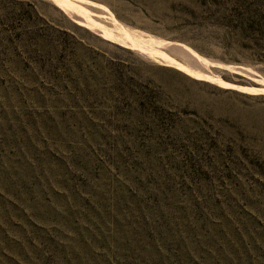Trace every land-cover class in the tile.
Instances as JSON below:
<instances>
[{"label": "rangeland", "instance_id": "374dc122", "mask_svg": "<svg viewBox=\"0 0 264 264\" xmlns=\"http://www.w3.org/2000/svg\"><path fill=\"white\" fill-rule=\"evenodd\" d=\"M86 1L0 56V264H264V0Z\"/></svg>", "mask_w": 264, "mask_h": 264}, {"label": "trees", "instance_id": "16d2710c", "mask_svg": "<svg viewBox=\"0 0 264 264\" xmlns=\"http://www.w3.org/2000/svg\"><path fill=\"white\" fill-rule=\"evenodd\" d=\"M38 2L0 0V56L11 54L15 46L34 44L38 48L36 51L46 55L49 61L65 58L67 47L60 40L66 33L40 17ZM148 102H142V107Z\"/></svg>", "mask_w": 264, "mask_h": 264}, {"label": "bare ground", "instance_id": "6f19581e", "mask_svg": "<svg viewBox=\"0 0 264 264\" xmlns=\"http://www.w3.org/2000/svg\"><path fill=\"white\" fill-rule=\"evenodd\" d=\"M79 1H81V2H83V3H86V5H88V3H90V2H88V1H86V0H79ZM62 2H63V4H64V8H66L67 10H68V12H70V13H73L74 11L75 12H77L78 14H81L82 15V17H84V18H86L89 22H87L86 21V23L88 24V25H90V26H92V27H101L102 29H103V33H105V35L106 34H108L107 33V31L102 27V26H99L98 24H96L94 21H90L89 19V16L87 15V13H86V10H84L85 8L84 7H82V8H84V9H82V8H79V6H78V4H77V0H62ZM80 4V3H79ZM93 4V3H92ZM82 6H83V4H81ZM96 8H98V7H96ZM124 34H120V37H119V41H121V42H125L126 41V38H128L129 36H127L125 33L127 32L126 30H125V28H123V27H120L119 28ZM121 32V33H122ZM130 38V37H129ZM129 42H131L130 43V45H132V46H134L135 44L132 42V39L130 38L129 39ZM154 42H156V43H158V44H160V45H168V46H176V47H179L177 44H170V43H166V42H163V41H154ZM140 50H142V51H144V53L146 52V53H148V54H150L151 56H153V57H155V58H159V59H164V60H166L167 62H169V63H172V64H174V65H176L177 67H179V68H181L182 70H184V71H186V72H188V73H190V74H193V75H196L197 77L198 76H201V77H208V76H206L205 74L206 73H203L202 71H198V70H196V69H193V68H191L190 66H187V65H185V64H181V63H179V62H177L172 56L170 57L169 55H167V54H165V52L163 53V52H152L151 50V52L150 51H147V50H144V48H143V46H137ZM146 47V46H145ZM182 47V46H181ZM148 49V48H147ZM183 49H185L191 56H192V58H194L195 59V61L197 62V63H199L201 66H203V67H206V68H208V66L209 65H212L213 63H211L210 61H208L207 59H204V58H202V57H200V56H198V55H196V54H194V53H192V51H190L189 49H187V48H183ZM173 58V59H172ZM161 62V61H160ZM210 69V68H209ZM239 71V70H238ZM208 75V74H207ZM213 76V75H212ZM200 78V77H199ZM210 78V77H209ZM203 79V78H202Z\"/></svg>", "mask_w": 264, "mask_h": 264}, {"label": "water", "instance_id": "95a60500", "mask_svg": "<svg viewBox=\"0 0 264 264\" xmlns=\"http://www.w3.org/2000/svg\"><path fill=\"white\" fill-rule=\"evenodd\" d=\"M169 43H170V42H169ZM166 50H168V51H170V52H178V53H180V54H182V55H185V56L190 60L193 69H196V70H198V71L200 70V71H202L203 73L205 72L201 67H199V66L197 65V63L192 59V57H191L188 53H186V51H184L181 47L170 46V47H168V49H166ZM211 63H214V62L211 61Z\"/></svg>", "mask_w": 264, "mask_h": 264}]
</instances>
